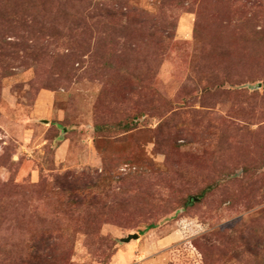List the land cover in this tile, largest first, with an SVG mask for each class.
I'll return each instance as SVG.
<instances>
[{
	"label": "rangeland",
	"instance_id": "1",
	"mask_svg": "<svg viewBox=\"0 0 264 264\" xmlns=\"http://www.w3.org/2000/svg\"><path fill=\"white\" fill-rule=\"evenodd\" d=\"M0 264H264V0H0Z\"/></svg>",
	"mask_w": 264,
	"mask_h": 264
},
{
	"label": "water",
	"instance_id": "2",
	"mask_svg": "<svg viewBox=\"0 0 264 264\" xmlns=\"http://www.w3.org/2000/svg\"><path fill=\"white\" fill-rule=\"evenodd\" d=\"M139 234H129L127 237L123 238L122 241H130L132 238H138Z\"/></svg>",
	"mask_w": 264,
	"mask_h": 264
}]
</instances>
